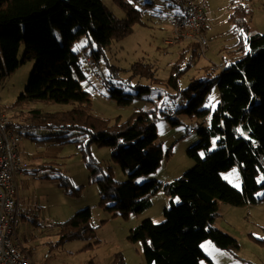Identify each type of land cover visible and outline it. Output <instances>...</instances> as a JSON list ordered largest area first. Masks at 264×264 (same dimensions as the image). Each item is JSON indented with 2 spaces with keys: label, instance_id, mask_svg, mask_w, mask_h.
<instances>
[{
  "label": "trees",
  "instance_id": "1",
  "mask_svg": "<svg viewBox=\"0 0 264 264\" xmlns=\"http://www.w3.org/2000/svg\"><path fill=\"white\" fill-rule=\"evenodd\" d=\"M113 1L121 7L124 17L118 18L101 0H0V79L25 60H34L18 102L9 108L16 111L22 102L41 100L70 105L68 110L52 114L31 109L20 127L48 129L51 133L43 136V140L51 144L67 142L72 135L66 134L71 131L87 136L81 147L82 160L93 174L98 166L91 156L90 145L108 147L112 160L127 178L118 181L111 170L102 176H89L90 183L98 188L103 208L123 215L137 214L151 205L150 197L160 189L168 195L169 206L163 208V220L154 223L149 218L143 219L128 236L132 241H141L146 264L211 263L200 247L202 241L209 239L219 249L238 248L236 239L212 226L220 204H255L260 199L256 198V192L264 188V33H249V6L233 2L227 19L239 39L233 55L229 54L231 62L219 66V73L216 74L212 64V73L193 76L181 88L180 78L203 51L192 44L193 39L175 37L171 42L181 50L171 63L167 79L155 76L154 60L135 61L129 65L130 74L124 82L139 90L129 94L120 84V69L108 61L105 51L113 40L125 38L133 32L135 24L143 23L142 12L129 0ZM165 1L172 7L169 17L181 9L178 0ZM142 7L154 8L148 2ZM82 37L87 39V44L81 51L72 50L73 43ZM21 44L23 54L19 59ZM87 51L86 64H103L107 77L115 80L109 94L117 105L126 106L134 98L148 97L149 86L130 83L139 77L156 85L165 82L174 92L169 95L180 99L177 108L136 110L124 120L119 116L113 121L95 116L91 96L80 85L85 78L80 52L86 55ZM214 85L218 103L213 109L204 107ZM157 112L171 124L179 122L177 114L202 120L209 117V127L199 130L200 140L187 149V155L195 163L179 178L171 182L150 179L137 183L136 178L153 173L162 158L155 124ZM238 125L240 130L236 129ZM213 140L216 143L211 149ZM234 164L239 166L241 189L234 188L220 175ZM43 167H48L51 173L57 171L52 165ZM259 174L263 178L261 183L256 180ZM56 178L58 187L70 194L75 192L69 190L67 177ZM174 197L178 198L177 203ZM56 229L60 241L93 239L95 229L91 225L90 208L76 210ZM112 264L125 263L120 256Z\"/></svg>",
  "mask_w": 264,
  "mask_h": 264
},
{
  "label": "rangeland",
  "instance_id": "2",
  "mask_svg": "<svg viewBox=\"0 0 264 264\" xmlns=\"http://www.w3.org/2000/svg\"><path fill=\"white\" fill-rule=\"evenodd\" d=\"M101 1L118 18L124 17L123 10L113 0ZM131 2L142 12L141 21L143 23L135 24L133 32L125 38L113 40L105 51L108 61L120 69V84L124 87V92L129 94L139 90L127 86L124 82V79L130 74L129 65L131 63L139 60L146 62L154 60L156 63L154 64L156 66L155 76L162 80L167 79L171 63L181 50L179 46L176 47L172 44L174 42H171L175 37L174 30L169 24L172 7L168 1L131 0ZM146 2L152 3L154 8L145 9L142 7ZM233 2L249 6L251 11L249 33H264V0H190V5L197 11L202 22L193 29H186V31H198L197 40H192L194 42L192 44L197 46L198 51L202 50L200 41L202 35L205 38L206 46L205 50H202L203 54L193 63V67L180 78L181 88H185L193 76L204 75L207 72L212 73V64H214L217 74L220 72L219 66L231 62L229 54L233 55L235 42L239 39V35L232 32L227 19ZM86 44L87 39L82 37L73 43L72 50L81 51V48ZM234 51L237 52L238 49ZM22 54L23 44L20 46L19 59ZM87 55L88 51L86 55L80 52L79 60L85 75L80 85L91 96V109L95 116L111 121L119 116L124 120L136 110L150 107H156L157 110L167 107L173 110L177 108L180 99L169 95L174 92L165 85V82L156 85L146 78L139 77L134 78L130 83L131 85L149 86L148 97L134 98L126 106L117 105L109 94V89L114 87L115 80L107 77L108 71L103 64L100 66L87 65L85 62ZM33 65L34 60L27 59L14 72L0 79V113L13 119L14 123L19 126L21 123H25L27 113L31 109H40L44 113L52 114V112L66 111L70 108V105L44 103L41 100L22 102L23 105L19 106L16 111L10 110L9 107L18 102V96L27 84ZM206 65L211 67H204ZM105 80L106 82H104ZM217 101L218 92L214 85L207 95L204 107L210 106L213 109L217 105ZM176 118L179 122L171 124L169 119L160 115L159 112L156 113L157 142L160 143L162 149V158L158 168L149 175L145 174V176L136 178L137 183L150 179L171 182L193 167L195 161L187 155V149L200 140L199 130L209 127V117L202 120L195 116L177 114ZM191 128L194 129V132H190ZM236 129L240 130L241 125H238ZM19 130L23 132L21 129ZM29 131L34 132L32 136L38 138L51 133L44 128H30ZM68 134L72 137L67 142L62 144L48 142L49 145L45 144L44 146L35 143H43V141L46 142L45 140H36L34 143L31 138L22 137L21 142L28 152L43 151L44 159L55 161L49 165H52L57 171L51 173L49 168L45 167L46 173H42V179L32 177L29 191L19 192L21 196L20 211L21 209L26 210L28 216H31L29 212H36L39 222L37 224L33 220L35 219L33 216L31 219H25L18 226L25 233V229H27L28 240L20 243L21 246L26 248L33 261L41 264H112V261L120 256L125 264H146L142 255L141 241H132L128 236L130 230L143 219L149 218L154 223L163 220V208L169 206L168 195L160 189L150 197L151 205L137 214L123 215L103 208L98 198V188L95 184L90 183L89 176L91 178L102 176L111 170L116 180L123 181L127 178L126 173L112 160L108 147L91 144L89 150L98 166L93 174L82 160L81 153V147L84 146L88 137L78 134L77 131H71L66 135ZM211 143V149H213L216 142L213 140ZM220 175L231 186L241 189L242 183L237 164L220 172ZM56 177L59 179L67 177L70 184L69 190L75 192L70 194L58 187ZM256 180L261 183L262 175H257ZM255 196L260 199L255 204L248 206L220 204L219 214L214 219L212 226L236 239L238 248L219 249L211 240L206 239L202 241L200 247L209 256L211 263L202 261V264H264V188L258 190ZM173 201L177 203L179 200L174 197ZM85 207H89L91 211V225L95 229L94 238L90 240L72 238L60 241L56 226L67 220L76 210ZM89 243L90 245L87 246Z\"/></svg>",
  "mask_w": 264,
  "mask_h": 264
},
{
  "label": "built area",
  "instance_id": "3",
  "mask_svg": "<svg viewBox=\"0 0 264 264\" xmlns=\"http://www.w3.org/2000/svg\"><path fill=\"white\" fill-rule=\"evenodd\" d=\"M178 2L181 9L177 14H172L169 21L174 37L197 40L198 31L187 32L186 29L196 27L202 22L201 18L190 5V0ZM200 41L202 50H205L203 35ZM190 132H194V129H190ZM23 136L18 126H14L6 115L0 113V264H41L30 258L22 248L17 234L20 213L16 175L26 167L19 148Z\"/></svg>",
  "mask_w": 264,
  "mask_h": 264
},
{
  "label": "crops",
  "instance_id": "4",
  "mask_svg": "<svg viewBox=\"0 0 264 264\" xmlns=\"http://www.w3.org/2000/svg\"><path fill=\"white\" fill-rule=\"evenodd\" d=\"M218 102V101H217ZM11 122L14 126H18L25 134V139L27 138H31V140H34V143L36 142V140H43L44 137L42 138H38V137H33L32 135H34V132L29 131L26 128H21L19 125H16L14 123V120L11 119ZM35 144H41V145H45L48 144V142H36ZM20 154L22 156V158L24 159L25 162H27V166L26 168L19 174L16 175V181H17V203H18V209H19V218H18V225H17V234H18V238L20 243H24V241L28 240L26 237V233H27V229L26 233L22 231V229H20L18 226L20 224H22L24 222L25 219H31V217L34 216L35 219H33L37 224H39L38 222V215L36 212H29V214L31 216H29L28 218H26L27 214H26V210H22L20 211L21 206L20 205V200H21V196L19 195L20 191H29V184L31 182L32 177L36 178V179H42V173H46V170L44 169L45 167H43V165H49L52 162H55L54 160L50 161V160H46L44 159V155H43V151L39 152V153H31L28 152L25 145L20 141ZM45 149V148H44ZM46 162V163H45ZM42 167V168H41ZM87 179V178H86ZM47 180V179H44ZM26 214V215H25ZM19 228V229H18ZM23 248V247H22ZM24 250H26V248H23ZM26 252H28L26 250ZM29 254V252H28ZM30 255V254H29Z\"/></svg>",
  "mask_w": 264,
  "mask_h": 264
},
{
  "label": "clouds",
  "instance_id": "5",
  "mask_svg": "<svg viewBox=\"0 0 264 264\" xmlns=\"http://www.w3.org/2000/svg\"><path fill=\"white\" fill-rule=\"evenodd\" d=\"M11 120V119H10ZM17 127V126H16ZM19 128V127H18ZM20 129V128H19ZM24 136H25V134H24Z\"/></svg>",
  "mask_w": 264,
  "mask_h": 264
},
{
  "label": "snow or ice",
  "instance_id": "6",
  "mask_svg": "<svg viewBox=\"0 0 264 264\" xmlns=\"http://www.w3.org/2000/svg\"><path fill=\"white\" fill-rule=\"evenodd\" d=\"M130 2H131V0H130Z\"/></svg>",
  "mask_w": 264,
  "mask_h": 264
}]
</instances>
